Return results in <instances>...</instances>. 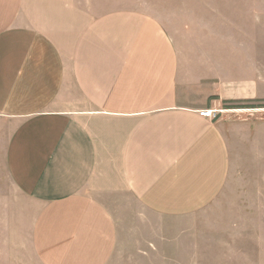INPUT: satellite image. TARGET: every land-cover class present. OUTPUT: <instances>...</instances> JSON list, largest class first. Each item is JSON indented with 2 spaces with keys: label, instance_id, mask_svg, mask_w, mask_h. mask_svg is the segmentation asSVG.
<instances>
[{
  "label": "crops",
  "instance_id": "0c3cea01",
  "mask_svg": "<svg viewBox=\"0 0 264 264\" xmlns=\"http://www.w3.org/2000/svg\"><path fill=\"white\" fill-rule=\"evenodd\" d=\"M222 1L0 0V264H264V0Z\"/></svg>",
  "mask_w": 264,
  "mask_h": 264
},
{
  "label": "rangeland",
  "instance_id": "374dc122",
  "mask_svg": "<svg viewBox=\"0 0 264 264\" xmlns=\"http://www.w3.org/2000/svg\"><path fill=\"white\" fill-rule=\"evenodd\" d=\"M154 6H141L150 8L160 16H222L225 12H230L229 8L223 4L222 0H153ZM233 3H231L232 5ZM236 6V3L233 4ZM234 16L232 13H229ZM236 24V16H235ZM232 23V22H230ZM233 25L236 27V25Z\"/></svg>",
  "mask_w": 264,
  "mask_h": 264
},
{
  "label": "built area",
  "instance_id": "2783aa9c",
  "mask_svg": "<svg viewBox=\"0 0 264 264\" xmlns=\"http://www.w3.org/2000/svg\"><path fill=\"white\" fill-rule=\"evenodd\" d=\"M219 113V110H202L200 112L201 115L216 118Z\"/></svg>",
  "mask_w": 264,
  "mask_h": 264
}]
</instances>
